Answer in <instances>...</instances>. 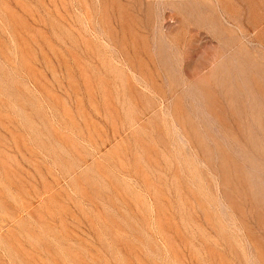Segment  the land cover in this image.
<instances>
[{
    "label": "rangeland",
    "instance_id": "1",
    "mask_svg": "<svg viewBox=\"0 0 264 264\" xmlns=\"http://www.w3.org/2000/svg\"><path fill=\"white\" fill-rule=\"evenodd\" d=\"M0 264H264V0H0Z\"/></svg>",
    "mask_w": 264,
    "mask_h": 264
}]
</instances>
